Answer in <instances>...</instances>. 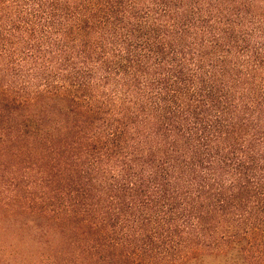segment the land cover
<instances>
[{"label": "trees", "instance_id": "1", "mask_svg": "<svg viewBox=\"0 0 264 264\" xmlns=\"http://www.w3.org/2000/svg\"><path fill=\"white\" fill-rule=\"evenodd\" d=\"M0 264H264V0H0Z\"/></svg>", "mask_w": 264, "mask_h": 264}]
</instances>
